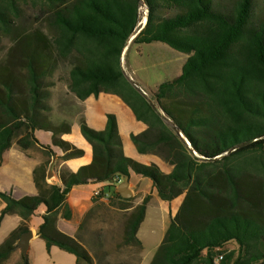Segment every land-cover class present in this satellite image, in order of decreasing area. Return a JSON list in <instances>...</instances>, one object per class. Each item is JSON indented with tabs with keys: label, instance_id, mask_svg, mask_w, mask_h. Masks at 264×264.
I'll list each match as a JSON object with an SVG mask.
<instances>
[{
	"label": "trees",
	"instance_id": "1",
	"mask_svg": "<svg viewBox=\"0 0 264 264\" xmlns=\"http://www.w3.org/2000/svg\"><path fill=\"white\" fill-rule=\"evenodd\" d=\"M141 3L147 7V21L132 43L161 42L189 55L181 73L155 87L151 97L134 85L121 63ZM257 4L0 0V44L3 38L13 41L0 62V158L15 142L23 149L38 144L36 130L52 134L62 158L82 155L60 138L71 131V122L51 120V77L61 67L68 91L78 100L100 93L119 97L146 126L131 135L137 152L155 155L172 168L164 174L156 164L126 157L115 115L106 116L101 131L82 121L80 132L92 147V161L63 177L62 188L52 185L21 198L0 190L5 204L0 223L7 215L28 221L43 206L37 234L46 248L72 254L77 264H96L76 238L58 229V218L72 217L67 204L72 186L118 180L132 171L152 181L163 203L182 198L150 264H264V178H253L254 159L241 158L264 137V11ZM28 7L38 11L33 31L21 26ZM109 194L108 200L121 199L118 192ZM145 208L143 199L131 213L126 244L141 248L136 232ZM25 231L14 229L0 244V264L17 249ZM232 241L237 251L215 263ZM17 264H29L28 253Z\"/></svg>",
	"mask_w": 264,
	"mask_h": 264
},
{
	"label": "crops",
	"instance_id": "2",
	"mask_svg": "<svg viewBox=\"0 0 264 264\" xmlns=\"http://www.w3.org/2000/svg\"><path fill=\"white\" fill-rule=\"evenodd\" d=\"M129 79L132 80L130 77ZM140 89L149 97L146 91ZM65 98H68L66 100L70 101L76 110L72 113H64V118L70 119L71 131L62 134L60 138L81 150L82 155L62 158L64 155L62 150L52 145V134L36 130L34 137L38 144L23 149L15 142L2 154L0 158V190L11 191L15 198H21L46 192L52 185L62 188L63 177L75 173L81 166L92 161V147L81 135L80 123L83 121L91 129L101 131L105 128L108 114H113L116 117L118 132L122 140V150L126 157L144 165L156 164L164 174L171 172L172 168L157 156L137 152L131 135L141 133L146 126L135 118L132 110L119 97L100 93L96 97L90 96L80 101L66 87L64 93L53 97L50 104L60 106L64 103ZM119 179V183L108 180L72 186L67 196V204L72 217L67 221L59 216L57 227L61 232L75 238L74 231L68 229L67 225L71 222L77 223L82 219L92 208L94 202L98 200L94 197V193L99 190L106 194L118 192L121 198L125 197L130 200L134 207L146 199L144 217L136 232L141 248L138 258L129 264H150L170 225L171 216L177 212L176 199L169 204L163 203L158 198L152 181L138 176L132 171L127 177ZM109 186L113 187L109 188ZM4 205L3 200L0 199V212ZM45 211L43 206L39 207L36 215L28 221H23L17 215L5 216L0 223V244L11 231L20 226L25 227L33 232L27 252L29 264H56L57 261L65 264H77L76 258L72 254L56 246H51L48 250L45 242L38 236L37 228L43 222ZM229 246H232L230 248L232 250L237 249V245L233 241L225 244L222 249ZM22 255L21 250L17 248L3 264H17Z\"/></svg>",
	"mask_w": 264,
	"mask_h": 264
},
{
	"label": "rangeland",
	"instance_id": "3",
	"mask_svg": "<svg viewBox=\"0 0 264 264\" xmlns=\"http://www.w3.org/2000/svg\"><path fill=\"white\" fill-rule=\"evenodd\" d=\"M257 7L260 12H263L264 0H258ZM35 10L28 7L24 21L21 24L23 28L26 27L27 31H33L39 23L36 20L38 11ZM138 12L139 20L134 32L143 27L144 23L141 25L143 18H145V24L147 21V7L143 3H141ZM130 38L121 55L122 69L151 97L152 89L181 73V68L189 55L180 53L161 42L138 45L132 43L133 39L130 40ZM12 44L13 41L8 38L1 39L0 62L4 59L6 50ZM51 81L54 85L50 88L49 103L53 97L64 93L67 87L66 71L61 67L58 68L51 77ZM66 99L68 98H65L64 103L60 106L50 104L53 107V117L51 118L53 123L62 120L70 121L69 118H64V113L75 112L76 109L73 104ZM258 142V144L250 147L241 158L254 159L255 166L252 165L250 168L251 174L256 181L260 182L264 178V137H262V140L258 138ZM181 202V197L175 200L178 206L177 210ZM135 207L125 197L120 200L110 199L107 201L98 199L79 222H71L67 225V228L74 231L75 238L89 252L96 264L131 263L138 258L140 247L126 244L124 237L125 226ZM233 245L235 246V244ZM231 247L221 249L222 254L237 251V249H230ZM59 263L56 262V264Z\"/></svg>",
	"mask_w": 264,
	"mask_h": 264
},
{
	"label": "water",
	"instance_id": "4",
	"mask_svg": "<svg viewBox=\"0 0 264 264\" xmlns=\"http://www.w3.org/2000/svg\"><path fill=\"white\" fill-rule=\"evenodd\" d=\"M144 26H145V22H144L143 27L139 31H136V32H134V34H132L130 40L134 39L138 35V33L144 28ZM121 63H122V57H121ZM133 83L143 93V91L136 85V83L134 81H133ZM186 143L189 145L188 141H186ZM32 236H33L32 230H27L20 235L17 248H19L23 254H26L28 252L29 242H30V239L32 238Z\"/></svg>",
	"mask_w": 264,
	"mask_h": 264
},
{
	"label": "built area",
	"instance_id": "5",
	"mask_svg": "<svg viewBox=\"0 0 264 264\" xmlns=\"http://www.w3.org/2000/svg\"><path fill=\"white\" fill-rule=\"evenodd\" d=\"M112 182L119 183L120 182V179H118V180L117 179L116 180L114 179V180H112ZM94 197L97 198V199H99V200H102V201H107L109 199V197H110V194L109 193L106 194L103 191L99 190V191H96L94 193ZM222 258H223V254L218 255L215 258V263H218Z\"/></svg>",
	"mask_w": 264,
	"mask_h": 264
},
{
	"label": "bare ground",
	"instance_id": "6",
	"mask_svg": "<svg viewBox=\"0 0 264 264\" xmlns=\"http://www.w3.org/2000/svg\"><path fill=\"white\" fill-rule=\"evenodd\" d=\"M145 22V18H143V22H141V25Z\"/></svg>",
	"mask_w": 264,
	"mask_h": 264
}]
</instances>
